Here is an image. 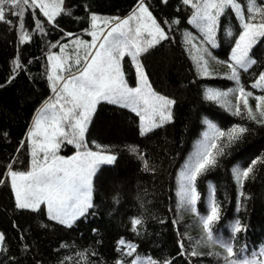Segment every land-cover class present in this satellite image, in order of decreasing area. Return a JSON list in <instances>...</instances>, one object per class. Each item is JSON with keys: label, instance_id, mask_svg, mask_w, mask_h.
<instances>
[{"label": "trees", "instance_id": "1", "mask_svg": "<svg viewBox=\"0 0 264 264\" xmlns=\"http://www.w3.org/2000/svg\"><path fill=\"white\" fill-rule=\"evenodd\" d=\"M238 2L250 7L248 0ZM146 3L171 39L149 48L139 58L152 89L176 101L173 119L142 135L136 113L108 102L97 106L85 144L89 151L114 154L117 159L97 172L93 208L71 228L49 220L45 207L39 211L19 209L7 172L30 171L27 135L39 110L54 95L48 80L49 55L58 54L63 45L76 39L90 43V14L127 18L135 11L137 0H65L63 11L55 18L59 28L54 22L45 23L47 18L37 10L42 31L35 30L33 17L25 9L24 31L30 39L23 43L15 17H6L12 20L11 25L0 22V174L4 180L0 183V234L4 237L0 264H131L134 258L138 263L151 259L155 264H231L233 260L243 264L241 251L249 261L264 264V124L248 120L242 103L241 115H233L238 92L222 98L221 103L206 99L209 88L228 91L237 87L226 78L231 72L227 62H231L234 43H225L218 29L219 47H209L216 58L213 60L203 53L208 47L201 39L203 34L187 22L193 8L183 5L182 0ZM257 5L264 7V0H257ZM69 9L71 15L65 14ZM252 14L245 11L246 18ZM174 18L179 19L178 24L171 23ZM162 21L169 23L166 26ZM224 27L222 18L220 28ZM227 29L232 41L242 31L234 16H230ZM201 56L208 61L211 78L199 73L197 59ZM251 57L257 63L247 73L238 69L240 83L254 96L262 95L264 92L250 85L264 72V37L252 49ZM17 63L24 70L16 71ZM122 66L129 86H138L130 57L122 60ZM256 103L249 97L254 112ZM210 123L225 132L236 125L248 131L232 143L226 137L216 141L214 154L221 148L223 154L216 156V166L198 177L199 199L193 212L177 195L179 172L194 158L204 133L211 137ZM77 151L65 142L59 154L68 158ZM249 166L253 171L241 186L232 169ZM213 200L219 206L220 218L212 225L209 240L201 217L210 214ZM136 219L141 220L140 225L134 224ZM236 221L240 232L233 231ZM120 240L134 246L132 256L125 254ZM221 241L233 248L234 255H228ZM181 243L183 256L179 255Z\"/></svg>", "mask_w": 264, "mask_h": 264}, {"label": "snow or ice", "instance_id": "2", "mask_svg": "<svg viewBox=\"0 0 264 264\" xmlns=\"http://www.w3.org/2000/svg\"><path fill=\"white\" fill-rule=\"evenodd\" d=\"M63 3L64 0H59L52 6L57 11H49L50 6L43 0H0V22L11 25L12 20L6 17H15L21 31V43H23L26 39H30L29 33L24 31L25 9L33 17L35 30L42 31L43 24L37 18V10L42 17L47 18L45 23L54 22L59 28L55 17L63 11L61 8ZM161 3L167 4L168 0H161ZM182 4L195 9L191 19L187 22L195 25L203 34L201 37L203 44L208 46L203 48L204 54L213 60L216 59L212 57L209 47L212 49L219 47L218 29L225 43H234L230 51L231 62H227V67L231 72L226 78L236 82L237 87L228 91L209 88L206 99L221 103L222 98L238 92L233 115H241L240 105L242 103L248 120L264 124V94L254 96L253 91H245L240 83V72L238 71L241 69L247 73L249 68L257 63L250 56V52L259 38L264 37V7L258 6L257 0H248L250 7L247 9L242 7L238 0H200V2L182 0ZM246 10L253 14L246 18ZM65 14L71 15V10H67ZM230 16L235 17L242 29L235 41H232V33L227 29ZM222 18L225 25L223 29L220 28ZM100 19L97 15L90 14L91 30L87 34L93 40L86 45L83 41H76L75 59L72 64L67 63L69 56H65L63 58L65 62L61 63L59 62L60 57L54 54L49 55L48 60L53 62L51 65L53 75H49L48 80L51 82V92L55 95L49 98L40 110L33 127L28 132L31 141V170L9 169L7 172L14 190L16 206L19 209L39 211L43 204L46 206V215L49 220L69 228L79 218H86L88 210L93 208V178L98 166L111 165L117 159L114 154H101L87 150L85 132L97 104L106 101L112 105L131 109L144 124L141 128L143 135L171 122L173 119L172 106L176 103L175 100L159 95L152 89L148 74L140 62L141 53L147 52L149 48L161 41L171 39L170 33L160 26L156 17L149 11L146 0H137L135 11L127 18L116 17L103 21L105 26L103 29L97 24ZM162 22L166 26L169 23ZM171 23L178 24L179 19L174 18ZM145 34L148 39L144 38ZM66 35L72 36L73 34L67 33ZM186 42L193 44V40ZM80 45H84L82 56ZM52 46L55 47V45ZM66 49L65 44L61 51ZM92 49L95 51H91ZM125 55L130 57V62L134 67L138 85L136 87H130L125 79L122 66ZM73 66H76L75 72L72 70ZM197 67L202 77L211 78L213 76L209 70L208 61L203 56L197 59ZM22 70L24 66L17 63L16 71ZM65 72L67 76L63 74ZM11 79H14V75L10 77ZM250 87L264 92V72L259 74ZM249 97L257 101L256 112L249 104ZM209 128L212 132L211 137L207 132L204 133V141L194 153V158L190 159L179 172L177 195L181 204L193 212L196 211L195 205L199 199L196 188L198 177L210 167L216 166V156L223 154L222 148L214 154L213 150L217 149L216 141L226 137L227 142L232 143L248 131L246 127L240 125L231 127L227 132L219 130L212 123L209 124ZM65 142L82 151H77L75 155L68 158L59 155L61 145ZM131 151L135 152L136 149L132 148ZM255 163L256 160L251 162L252 165ZM252 171V166L244 170L238 167L232 169L235 180L241 186ZM2 176L3 174H0V183L4 182ZM219 218V206L213 200L210 214L201 217L209 240L213 235L212 225L218 222ZM134 224L140 225L141 220L136 219ZM233 231H241L239 221L234 224ZM3 240L4 237L0 234V243ZM217 240L219 241L220 238L217 237ZM221 243L229 256L234 255L233 248L227 242L221 241ZM119 244L124 247L126 255L132 256L134 246L130 242L120 240ZM183 247L181 243L182 251L179 253L181 256L184 255ZM192 255L196 253L193 252ZM241 258L243 264H255V261L248 260L243 251H241ZM131 264H138L137 259L134 258ZM146 264H155V261L150 259ZM231 264H236V261L233 260Z\"/></svg>", "mask_w": 264, "mask_h": 264}, {"label": "rangeland", "instance_id": "3", "mask_svg": "<svg viewBox=\"0 0 264 264\" xmlns=\"http://www.w3.org/2000/svg\"><path fill=\"white\" fill-rule=\"evenodd\" d=\"M65 1V0H64ZM43 2L44 3H46V4H48L50 7H49V11H57L54 7H52L53 5H55V4H57L58 2H59V0H43ZM194 2H200V0H194ZM63 7H64V3H63V5L61 6V8L63 9ZM194 10V12H195V9H193ZM61 13V12H60ZM58 16V15H57ZM56 16V17H57ZM55 17V18H56ZM98 17H100V16H98ZM101 19L100 20H98L97 21V24H98V26L101 28V29H103V28H105V26H104V24H103V21H105V20H111L110 18H105V17H100ZM52 23V22H51ZM195 26V25H194ZM196 27V26H195ZM198 29V28H197ZM200 30V29H199ZM145 39H148V37H147V34H145V37H144ZM262 38V37H261ZM261 38H259V40H258V42L260 41V39ZM77 40H80V39H76V40H73L69 45H67V49L65 50V51H59V53L58 54H54V55H56V56H58V57H60L61 59H60V61L59 62H61V63H64L65 61L63 60V58L65 57V56H69L70 57V59H68L67 60V63L68 64H72L73 63V61H74V59H75V52H74V47L76 46V41ZM92 40H93V38H92ZM80 41H82V40H80ZM92 42V41H91ZM90 42V43H91ZM257 42V43H258ZM256 43V44H257ZM86 44H88V43H86L85 42V45ZM256 44L253 46V48L256 46ZM80 48H81V56L83 55V47H84V45H80L79 46ZM252 48V49H253ZM252 49H251V52H252ZM91 51H95V49H92ZM251 52H250V56H251ZM125 57H127V55H125ZM124 57V58H125ZM129 57V56H128ZM123 58V59H124ZM52 63L53 62H50L49 61V66H50V75H53V73H52V68H51V65H52ZM253 66V65H252ZM251 66V67H252ZM250 67V68H251ZM76 68V66H73V69L72 70H74ZM249 68V69H250ZM57 74H59V73H57ZM64 75H66L67 76V73L65 72V73H63ZM55 95V94H54ZM54 97V96H53ZM172 110H173V106H172ZM35 121V120H34ZM33 126V125H32ZM66 130H67V128H66ZM116 161V160H115ZM115 161H114V163H115ZM113 163V164H114ZM113 164H111V165H113ZM111 165H109V164H101V165H99L98 166V168H97V172L103 167V166H111ZM96 172V173H97ZM94 179V178H93ZM90 210V209H89ZM88 210V211H89ZM0 247H1V243H0ZM263 252H264V249H263ZM146 262H147V260H144V261H141V262H139L138 264H146Z\"/></svg>", "mask_w": 264, "mask_h": 264}, {"label": "crops", "instance_id": "4", "mask_svg": "<svg viewBox=\"0 0 264 264\" xmlns=\"http://www.w3.org/2000/svg\"><path fill=\"white\" fill-rule=\"evenodd\" d=\"M101 102H106V101H101ZM100 102V103H101ZM99 104V103H98ZM98 104H97V106H98ZM96 106V107H97ZM43 108V107H42ZM41 108V109H42ZM95 110H96V108H95ZM95 110H94V112H93V114H92V117H93V115H94V113H95ZM131 110V109H130ZM40 112V111H39ZM39 112H38V114H37V116L39 115ZM37 116H36V118H37ZM92 117H91V119H92ZM35 118V119H36ZM91 121V120H90ZM89 124H90V122H89ZM89 124H88V126H87V130H88V127H89ZM165 124H167V123H165ZM164 124V125H165ZM141 126L143 127L144 126V124L141 122ZM33 126H31V128H32ZM86 133H87V131L85 132V137H84V139L86 138ZM26 145H27V147L29 148V151L31 152V147H30V145H31V141L29 140V137L27 136V139H26ZM88 150V149H87ZM79 151H82V149H79ZM59 154V153H58ZM30 170H31V166H30ZM9 178H10V176H9ZM11 181V180H10ZM14 191V190H13ZM42 206H44L45 207V209H46V206L45 205H41L40 207H42Z\"/></svg>", "mask_w": 264, "mask_h": 264}]
</instances>
